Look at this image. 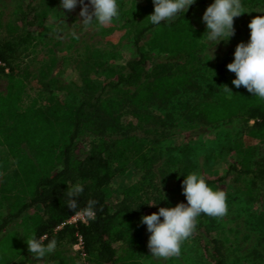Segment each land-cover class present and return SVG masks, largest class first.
<instances>
[{"label":"trees","instance_id":"trees-1","mask_svg":"<svg viewBox=\"0 0 264 264\" xmlns=\"http://www.w3.org/2000/svg\"><path fill=\"white\" fill-rule=\"evenodd\" d=\"M46 1L18 0L17 23L7 25L0 34V79L6 81L5 92H0V148L13 166L0 183V264H37L26 239L43 235L47 236L45 244L55 238L57 248L39 264H77L80 255L87 264H141L142 217L158 213L161 207L187 204V200H170L167 190L154 183L151 159L140 143L166 139L171 115L156 116L139 107L164 109L176 95L198 88L193 78L201 68L198 53L205 47L201 39L207 32L202 17L214 0H196L186 13L158 25L148 19L150 8L145 11V5L136 1L129 18L122 21L138 49L125 72L100 90L84 88L74 105L49 99L42 107L35 99L25 104L27 85L34 81L39 93L45 94L52 91L55 80L45 70L33 76L23 66L21 55L39 40ZM241 3L244 8L264 7V0ZM154 28L161 30L160 46L167 52L160 62L139 46ZM129 107L133 110L127 111ZM234 118L242 120L247 138L264 146V100L243 86H235L224 100L213 99L211 91L202 93L193 114V120L205 126ZM137 132L145 138H138ZM85 135L96 141L83 150L79 146ZM240 165L250 189L264 194V153ZM0 170L4 169L0 166ZM129 175L135 181L121 185L112 201L116 179ZM77 183L83 186L80 209L89 200L96 201L94 219L86 223H69L74 211L67 207V191ZM206 183L215 190L214 182ZM28 210L34 212L31 224L20 229L10 226ZM197 219L194 234L202 241L205 255L213 264H226L219 241L201 234L200 216ZM77 245L80 250L73 253Z\"/></svg>","mask_w":264,"mask_h":264},{"label":"rangeland","instance_id":"rangeland-1","mask_svg":"<svg viewBox=\"0 0 264 264\" xmlns=\"http://www.w3.org/2000/svg\"><path fill=\"white\" fill-rule=\"evenodd\" d=\"M17 1L0 0V34L5 32L7 25L17 23L14 17ZM136 1L145 5V11L150 8V15L154 13L153 0H117L120 9L118 20L114 19L109 26L99 27L94 23L85 29L79 3L69 12L61 6V0H47L44 6L47 15L42 21L39 40L31 50L22 52L21 61L33 76L45 70L55 83L51 92L40 94L36 83L31 81L27 85L25 104L35 99L45 107L52 99L63 105H74L84 88L100 90L116 82L118 74L125 72L127 62L134 59L138 52L133 33L127 25L122 24L123 20L129 18ZM85 3H89V0H85ZM244 9L246 13L234 18L235 33L228 41L215 45V42L207 40V35L201 39L205 47L198 53L201 68L193 78L198 86L196 90L176 95L164 109L140 105L139 111L161 117L167 113L171 115V128L166 139L159 142L148 139L140 143L142 151L151 159L154 183L167 190L170 200L178 202L186 198L183 180L191 173L202 175L206 181L214 182L215 190L226 192L227 215L222 218L200 215L201 234L219 241L226 264H264V194L250 189L248 179L240 173V162L252 161L255 156L264 153V146L246 137L247 128L240 118L212 126L193 120L202 93L211 91L213 99L224 100L231 96L235 88L232 83L236 78L235 73L230 72L227 65L234 61L236 46L250 41V21L264 15L262 6ZM92 10L89 4V11ZM203 24L206 27V23ZM161 41V30L154 28L139 46L141 51L148 52L160 62L167 55L164 47L160 46ZM226 87L232 92L226 91ZM5 88L6 81L1 78L0 92H5ZM126 110L131 111L133 107ZM135 135L145 138L138 132ZM93 141H96L94 137L85 135L79 147L85 150L88 143ZM0 166L4 169L0 170L1 183L2 177L9 175L13 169L3 148H0ZM134 181V175L117 178L112 186V201L116 200L121 185ZM33 218L34 212L28 210L10 226L20 229L31 224ZM150 235L145 225L144 249L138 254L141 264H213L203 251L202 241L195 234L182 245L180 257L168 260L152 256L148 247ZM78 251L73 247V253ZM79 257L77 264H87L83 255Z\"/></svg>","mask_w":264,"mask_h":264},{"label":"clouds","instance_id":"clouds-1","mask_svg":"<svg viewBox=\"0 0 264 264\" xmlns=\"http://www.w3.org/2000/svg\"><path fill=\"white\" fill-rule=\"evenodd\" d=\"M195 2L196 0H153L154 13L149 15L148 19L154 25L162 21L171 22L179 13H186ZM78 3L81 5L80 16L83 18L82 24L85 29L94 23L99 27L109 26L114 19H119L120 9L117 0H89V3H85V0H61V6L69 12L73 11ZM89 4L93 9L91 12ZM243 13L246 11L241 0H214L202 17L207 27V40L215 42V45L221 41H228L235 33L234 18ZM248 27L250 41L236 46L234 61L227 65V69L235 73L233 85L237 88L243 86L253 96L264 100V15L254 17ZM73 35L75 36V33ZM225 90L232 92L228 87ZM82 193L83 186L79 183L69 188L67 207L82 220L94 219L96 201L89 200L86 207L80 209L78 198ZM183 194L187 204L161 207L158 213L142 217V223L147 225V230L151 233L148 247L152 256L157 259L168 260L180 257L182 245L196 232L197 218L201 214L213 218L227 215L226 192L213 190L208 186L205 178L198 173H191L185 177ZM161 217H163L162 221ZM46 239V235L39 239L35 236L26 239L28 251L37 264L57 248L55 238L45 244Z\"/></svg>","mask_w":264,"mask_h":264},{"label":"built area","instance_id":"built-area-1","mask_svg":"<svg viewBox=\"0 0 264 264\" xmlns=\"http://www.w3.org/2000/svg\"><path fill=\"white\" fill-rule=\"evenodd\" d=\"M87 220H82L79 217H76L75 215L70 219L69 223H76V222H81V223H86ZM80 245V244H79ZM79 245L75 246L74 248H77L80 250Z\"/></svg>","mask_w":264,"mask_h":264}]
</instances>
